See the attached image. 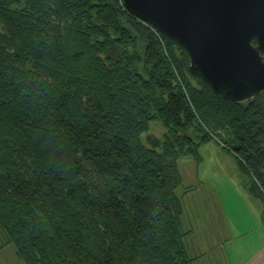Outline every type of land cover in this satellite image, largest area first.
Masks as SVG:
<instances>
[{"label":"trees","instance_id":"1","mask_svg":"<svg viewBox=\"0 0 264 264\" xmlns=\"http://www.w3.org/2000/svg\"><path fill=\"white\" fill-rule=\"evenodd\" d=\"M122 0H0V248L24 264H192L177 161L218 140L264 223V91L214 94ZM160 120L162 137L147 135Z\"/></svg>","mask_w":264,"mask_h":264},{"label":"water","instance_id":"2","mask_svg":"<svg viewBox=\"0 0 264 264\" xmlns=\"http://www.w3.org/2000/svg\"><path fill=\"white\" fill-rule=\"evenodd\" d=\"M184 49L188 70L225 100L264 91V0H122Z\"/></svg>","mask_w":264,"mask_h":264},{"label":"rangeland","instance_id":"3","mask_svg":"<svg viewBox=\"0 0 264 264\" xmlns=\"http://www.w3.org/2000/svg\"><path fill=\"white\" fill-rule=\"evenodd\" d=\"M163 132L162 122L152 119L142 139L145 140L147 135L162 137ZM176 163L180 185L175 193L180 197L183 206L179 227L181 232H185L183 246L187 256L193 259L192 264H227V261L223 260L226 257L224 252L229 251L226 241L220 236V232L214 236L210 230L208 218L213 206L210 207L209 203L213 201L216 204L218 199V204L223 200H230V203L235 204L234 199L247 191L245 176L239 171L233 155L219 144L218 140L202 143L195 156L188 155ZM220 207L221 210L225 209L223 204H220ZM229 208L230 212L226 211V214H233L236 219L254 215L253 209L248 211L245 206L237 209L231 204ZM0 264L24 262L15 255L14 246L6 244L0 248Z\"/></svg>","mask_w":264,"mask_h":264},{"label":"crops","instance_id":"4","mask_svg":"<svg viewBox=\"0 0 264 264\" xmlns=\"http://www.w3.org/2000/svg\"><path fill=\"white\" fill-rule=\"evenodd\" d=\"M241 184L244 183L241 182ZM245 192L237 199H234L236 201L235 204L230 203V200L220 202V204L225 206L223 210H221L220 204H218V199H216L217 207L213 201L209 203L210 207L213 206L208 218L210 230L214 236L220 232V236L226 241L229 251L224 252L225 258H223L224 254L221 256L223 260L227 261V264H264L262 207L248 191L245 190ZM231 204L237 209H241L242 206H245L248 211L253 209L254 215L250 218L242 217L241 219L239 217L237 219L234 218L233 214L227 215L226 211L230 212L229 205ZM247 223H251L252 225H246Z\"/></svg>","mask_w":264,"mask_h":264}]
</instances>
